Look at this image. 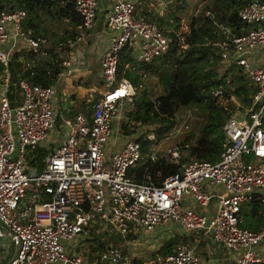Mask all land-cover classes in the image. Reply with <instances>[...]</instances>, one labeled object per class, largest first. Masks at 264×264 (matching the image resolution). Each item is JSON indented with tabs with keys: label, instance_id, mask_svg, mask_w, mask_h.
<instances>
[{
	"label": "built area",
	"instance_id": "built-area-1",
	"mask_svg": "<svg viewBox=\"0 0 264 264\" xmlns=\"http://www.w3.org/2000/svg\"><path fill=\"white\" fill-rule=\"evenodd\" d=\"M98 1L75 0L83 34L68 39L65 48L72 49L92 35ZM106 1L110 2L108 36L98 68L103 92L91 115L79 111L64 119L67 129L61 141L53 134L58 124L53 102L56 85L16 79L9 68L11 54L20 43L28 42L37 50L47 39L24 29L26 9L0 13V61L4 64L0 73V230L16 247L10 264H92L67 247L68 241L89 234L92 222H101L123 237L142 228L175 223L184 232L197 234V241L209 237L227 251L214 264H229V257L234 264L264 262V224L258 229L240 225L241 209L248 201L257 196L264 203V63L258 59L264 50V2L248 0L240 8V18L250 24L242 33L216 22L213 13L205 11L224 35L216 42L222 48V60L240 65L257 89L251 105L236 109L224 122L226 144L217 160H191L157 184L146 170L141 180L129 174L144 161L157 159L154 139L158 135L139 121L135 123L141 128H134L135 123L123 116L122 105L132 101L138 88L117 75V63L125 44L133 46L137 60L150 61L168 49L169 39L158 22L135 14L136 0ZM179 39L185 47L183 35ZM63 53L54 64L71 67L74 58ZM214 93L219 94L220 103L226 102L220 88ZM185 119L163 137L187 128L190 123ZM122 122L133 128L132 134H125ZM144 132L143 138L150 141L146 150L137 139ZM118 136L123 137L120 145L107 153V141ZM39 147L48 150L42 158ZM179 152L169 149L165 157L178 163ZM192 204L201 210H194ZM99 258L111 264H212L187 242L156 252L146 261L111 244Z\"/></svg>",
	"mask_w": 264,
	"mask_h": 264
},
{
	"label": "trees",
	"instance_id": "trees-1",
	"mask_svg": "<svg viewBox=\"0 0 264 264\" xmlns=\"http://www.w3.org/2000/svg\"><path fill=\"white\" fill-rule=\"evenodd\" d=\"M247 1L209 0L201 6L198 14L191 15L187 31L178 33L177 30L182 23L181 14L187 10L189 2L175 0L170 7L171 10L166 13L165 20L162 17H147L158 22L168 36L169 47L165 52L150 61H142L135 58L132 45L125 44L120 49L118 76L128 78L138 89L148 77L156 76L163 89V93L154 100L134 97L132 101H127L123 109L127 122L139 121L161 136L175 124V110L179 106L197 104L204 108L206 114L202 131L195 143L188 144V136L176 143L175 147L181 153L178 163L159 155L156 160H146L131 169L129 174L133 179L141 180L146 170L151 176L150 181L158 184L168 175L178 172L182 164L191 160L218 159L220 151L226 144L222 129L224 122L236 109L251 105L257 85L240 65L222 60L220 55L222 48L216 42L221 41L224 35L205 11L212 12L216 22L228 25L235 33H242L250 27V24L243 21L239 15L240 8ZM18 8L26 9L24 29L35 37L51 36L54 46L46 48L45 55L41 48L35 50L30 43L22 42L12 52L9 60L12 76L25 77L41 84L55 83L63 70L61 64H54V59L60 52L58 46L82 33V29L79 28L82 17L76 10L75 0H0V13ZM179 34L183 35L185 47L181 46ZM26 61L30 62L28 68L23 67ZM219 64L224 66L223 71H219ZM15 66L18 67L20 76ZM3 69L4 64L0 61V73ZM218 88L221 89V96L227 98L225 104L220 103L219 94L214 93ZM121 124L125 134L133 133V128L127 123ZM144 135L145 132L141 133L137 139L142 142V149L146 150L150 141L145 140ZM47 151L45 147H39L37 149L39 158ZM241 218L240 225L249 228L258 229L264 223V204L259 197L255 196L242 207ZM169 244L162 245L159 251L165 252Z\"/></svg>",
	"mask_w": 264,
	"mask_h": 264
},
{
	"label": "crops",
	"instance_id": "crops-1",
	"mask_svg": "<svg viewBox=\"0 0 264 264\" xmlns=\"http://www.w3.org/2000/svg\"><path fill=\"white\" fill-rule=\"evenodd\" d=\"M168 1L169 0H136L135 14L137 16H144L146 18L162 17L165 20L167 15L166 13H168L167 6L165 7V5ZM107 10V1L99 0L97 6V17L95 25L92 28V35L80 40L77 46L72 49L64 47V43L66 41L62 45L58 46V50L60 51L58 56L66 49L67 54L71 55L74 58L73 65L71 67L63 66V70L56 78L55 83H53L57 88V93L53 102L58 114L57 122L59 124L64 120V117L65 119L70 118L68 116L73 117L75 113L79 111L84 112L87 115H91L95 101L98 99V97L101 96V93L103 92V81L98 68L99 57L107 43ZM169 16L170 14H168V17ZM81 34H83V29ZM43 38H46L47 41L41 47V52L43 50H46V48H53L54 46V41L51 37ZM43 47H45V49ZM66 52L63 54H66ZM258 59L262 63H264V50H262V52H259ZM27 62L28 61H26V63ZM26 63L23 64V67L25 68ZM15 68L16 71L19 72L17 70L18 67L15 66ZM18 76H20V72ZM80 87L83 88L81 94L79 95L80 99L76 100L75 96L78 94V91H80ZM60 90H62L63 94L66 95L64 97L65 103L61 104L60 98L59 100L57 99ZM67 95L69 97H73L72 101H68ZM71 103H73L72 106L78 105V108L72 109L71 106L68 109H65V107L69 106V104ZM65 113L66 115L64 116ZM63 133L64 129L60 131V141L63 138ZM122 138L123 137L118 136L117 140L111 139L112 143L109 147H107V149L109 150L107 153H109L112 149L117 148L120 145ZM57 140L59 141V139ZM54 144L55 143H52V146ZM263 224H261L260 227ZM142 229L138 230L135 234H129L126 237H123L117 232L110 230V228H108L101 222H92L91 226L89 227V234L81 236V241H78L75 244H70L69 242H67V247L69 251L82 255L84 258L92 262V264L94 262L100 264L99 261L101 259L99 258V256L101 251L105 248V246L111 244L119 246L124 253L132 256L138 261H146L151 258L156 252H162L159 251V248L167 243L170 244L168 245V249L165 252L170 251L172 247L178 242H187L195 245L197 252H199L201 256L208 261V263L212 264H214L215 260L218 261V259H221L225 257L226 254H228L227 251L224 250L221 246L213 243L209 237H202L200 241H197V234L186 233L181 229L180 226L175 223L157 225L151 229L145 228L147 231H154L157 229L163 231L162 234L157 233L158 238L161 239H159L161 241L160 244L157 245L156 248L150 250L147 249V252L143 242L137 241V239L143 236L146 232H143ZM1 230L3 232H0V264L1 261L3 262L4 259H7L6 257L9 253L10 258H13L16 253L15 245L10 241L8 236L5 235L4 229ZM217 248L223 249V251H219ZM147 255L148 258L146 260H142ZM102 264L107 263L103 262ZM229 264H234V260L231 257H229Z\"/></svg>",
	"mask_w": 264,
	"mask_h": 264
},
{
	"label": "rangeland",
	"instance_id": "rangeland-1",
	"mask_svg": "<svg viewBox=\"0 0 264 264\" xmlns=\"http://www.w3.org/2000/svg\"><path fill=\"white\" fill-rule=\"evenodd\" d=\"M175 0H169L165 7L167 6L168 10H171V6L173 4ZM209 0H188L189 2V6L187 8V10L181 14V26L179 27V30L181 31H187L188 29V22L191 18V15L194 14H198L201 10V6L207 2ZM110 4V2H107ZM51 35V34H50ZM51 37V36H50ZM224 66H222L221 64H219V71H223ZM82 87H80V91H78V94L75 96L76 100H79L80 97L79 95L82 92ZM163 93V89L162 86L160 84L159 79L156 76L153 77H148V79H146V81L144 83L141 84V87L138 89L137 94L135 96L136 98H149L154 100L157 96H159L160 94ZM66 95L63 94L62 90L59 91L57 99L59 100L60 98V104L61 103H65L64 97ZM68 101H72L73 97H69L67 95ZM134 99V97H133ZM132 99V100H133ZM64 100V101H62ZM70 103V102H69ZM222 103H225V100L223 99ZM73 103L69 104V106H66L65 109H68L69 107L72 106ZM126 105V102L122 105V107L124 108ZM237 106H239V102H237ZM78 105L76 106H72V109H77ZM66 115V113L64 114V116ZM125 112L124 115L125 116ZM175 125L174 126H178L179 124L182 123L183 120H186L185 118L188 119V122L190 123V125L187 128H180V131L177 132V134H173L170 137H163L164 135H161L160 137L156 136L154 139V144L156 146L158 155H162V156H166L167 157V151L169 149L172 148H176L175 145L177 142H180L182 140V138H184L185 136H188V144H193L195 143L196 139L198 138V136L200 135L204 122L206 120V114H205V110L204 108H202L200 105L197 104H188V105H182L179 106L176 110H175ZM70 118H72V116H68ZM65 119V117H64ZM119 123V121H118ZM173 126V127H174ZM141 128V124L139 123H135L134 128ZM143 128H145V126H143ZM172 128V127H171ZM64 129H67V126L65 125L64 120L59 124H57L56 128L54 129V138L55 139H59L60 141V131ZM112 141L109 140L107 141V147H109L111 145ZM109 150L107 149V152ZM179 155H181V153L179 152ZM194 210H198L200 211V207H198L196 204H192L190 205ZM170 224V223H169ZM93 230V227H92ZM143 232H145V234L141 237H139L137 239V241L139 242H143L144 246L146 247V251L147 249H153L156 248L157 245L160 244V238H158L157 233L158 234H162L163 231L162 230H154V231H150V230H146L145 228L142 229ZM0 232H3L2 230H0ZM160 239V240H159ZM78 241H81V239L78 237L77 239H72L70 241H68L70 244H75ZM12 242V241H11ZM13 243V242H12ZM14 244V243H13ZM87 244V243H86ZM218 245V244H217ZM219 251H223V249L217 248ZM8 251V250H7ZM148 252V251H147ZM8 254V253H7ZM7 259H4L3 262L1 261V264H10V261L12 258H10V253L7 255L6 257ZM148 258V255L143 258L142 260H146ZM103 262L107 263V264H111L107 261H102L100 260L99 263L102 264Z\"/></svg>",
	"mask_w": 264,
	"mask_h": 264
}]
</instances>
